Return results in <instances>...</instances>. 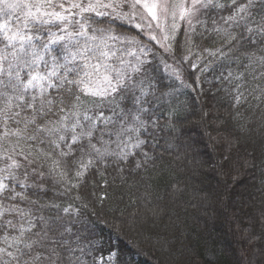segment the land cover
Wrapping results in <instances>:
<instances>
[{
    "label": "snow or ice",
    "instance_id": "snow-or-ice-1",
    "mask_svg": "<svg viewBox=\"0 0 264 264\" xmlns=\"http://www.w3.org/2000/svg\"><path fill=\"white\" fill-rule=\"evenodd\" d=\"M113 20L150 29L149 40L166 50L178 21L210 28L222 40L211 56L236 48L244 56L233 78L237 105L247 100V76L264 79V0H0V264H89L79 234L70 239L80 208L17 191H46L30 174L68 190L86 186L90 172L104 176L101 168L155 164L146 146L165 93L150 74L148 47L115 32ZM249 95L264 103V87ZM25 200L54 211L35 215L20 206Z\"/></svg>",
    "mask_w": 264,
    "mask_h": 264
},
{
    "label": "trees",
    "instance_id": "trees-1",
    "mask_svg": "<svg viewBox=\"0 0 264 264\" xmlns=\"http://www.w3.org/2000/svg\"><path fill=\"white\" fill-rule=\"evenodd\" d=\"M110 23L148 47L150 74L165 93L154 109L159 127L146 146L155 164L147 171L125 166L123 173L101 168L104 176L90 172L86 186L68 190L30 174L28 182L46 191L16 190L80 208L70 239L79 234L89 264H264V103L249 95L264 79L247 76V100L237 105L233 78L243 71L244 56L239 48L222 59L211 56L222 40L210 28L196 24L192 31L183 23L166 50L145 31ZM19 203L46 218L54 211ZM110 253L118 260L110 262Z\"/></svg>",
    "mask_w": 264,
    "mask_h": 264
},
{
    "label": "rangeland",
    "instance_id": "rangeland-1",
    "mask_svg": "<svg viewBox=\"0 0 264 264\" xmlns=\"http://www.w3.org/2000/svg\"><path fill=\"white\" fill-rule=\"evenodd\" d=\"M168 23L171 24V20H170V19H169ZM183 23H185V22H183V21H178L179 28L181 27V25H182ZM153 27H154V23H153ZM143 31H145L146 34L148 35L149 32H150V29L145 28ZM155 34H156L158 37H160V36L162 35V34L160 33L159 30H157V31L155 32ZM155 42H156L158 45L161 46V43H158L157 41H155ZM169 42H170V41H162V43H164L166 46L169 45ZM164 48H166V47H164Z\"/></svg>",
    "mask_w": 264,
    "mask_h": 264
}]
</instances>
